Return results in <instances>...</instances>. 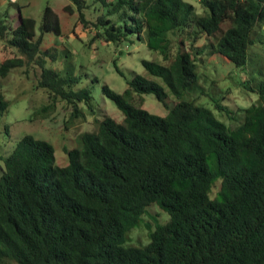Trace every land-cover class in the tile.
Masks as SVG:
<instances>
[{
	"label": "trees",
	"instance_id": "16d2710c",
	"mask_svg": "<svg viewBox=\"0 0 264 264\" xmlns=\"http://www.w3.org/2000/svg\"><path fill=\"white\" fill-rule=\"evenodd\" d=\"M70 1L76 20L94 29L92 39H144L167 64L141 60L143 69L176 98L196 83L204 48L238 67L263 37L257 29L264 0H196L201 13L183 0ZM15 8L13 24L0 18V40L39 69L35 88L47 107L63 102L71 117L80 103L89 109V85L45 67L69 58L62 44V52L41 44L43 32L62 36L55 12L43 7L36 35L35 20ZM89 8L92 20L85 18ZM63 10L72 13L73 7ZM201 36L215 43L198 44ZM22 64L20 57L1 59L0 82ZM125 83L122 93L100 85L122 122L103 115L92 131L81 133L79 147L63 149L66 165H55L51 144L30 134L0 155V264H264V75L247 82L255 99L239 108L241 120L233 127L192 101L168 104L153 79L133 73ZM132 93L152 94L166 114L134 106L127 99ZM221 98L210 97L213 108L234 120ZM8 106L0 91V116ZM152 204L167 220L147 227L144 245H124Z\"/></svg>",
	"mask_w": 264,
	"mask_h": 264
},
{
	"label": "rangeland",
	"instance_id": "374dc122",
	"mask_svg": "<svg viewBox=\"0 0 264 264\" xmlns=\"http://www.w3.org/2000/svg\"><path fill=\"white\" fill-rule=\"evenodd\" d=\"M183 1L192 4L196 13H201V6L196 0ZM86 2L90 3V0ZM66 4L72 5V13L63 10ZM16 5L20 7L22 16L32 17L35 20L36 35L39 34L43 7L48 5L55 12L59 19L62 36L43 32L41 44L44 47L51 44L56 46L62 44L69 58L62 56L55 62H46L45 67L78 75V86H90L91 100L89 109L82 103L78 104L80 112L72 117L70 116L71 108L63 102H56L53 108L47 107L44 93L35 88L39 69L32 62H26L24 57L18 55L14 49L0 40V60L20 57L23 61L21 67L11 69L0 82V91L9 101L7 112L0 116V155L2 157L11 151L21 135L30 134L51 144L55 165H66L67 160L63 149L79 147L81 133L92 131L103 115L116 122H122V113L111 100L101 94L100 85L105 83L113 91L122 93L127 87L125 81L133 73L161 84L168 94L166 100L168 104L177 100L192 101L208 108L217 119L230 127L241 120L242 112L239 108L246 107L255 99V95L246 87L247 82L264 75V23L257 29V33L263 35L261 44L256 43L249 46L246 62L242 66H234L216 52L207 54V49L204 48L200 54L203 61L197 62L196 83L191 86L190 90L183 91L180 97L176 98L168 93L167 88L158 78L149 75L143 69L141 60L167 64L161 60L157 52L146 47L144 39L138 40L135 35L119 43L105 42L98 38L92 39L94 29L76 20L77 11L70 0H0V18L13 24L16 20ZM90 8L92 10V6ZM90 8L85 12V18L88 20L93 19ZM225 25L222 24V28H225ZM209 41L215 43L212 36H201L198 44ZM59 50L63 51L61 46ZM171 52L173 53V45ZM114 65L120 73L116 72ZM93 77L95 81L92 80ZM210 97H222L221 103L232 110L235 119H228L223 113L216 111ZM127 99L134 106L149 113L158 116L166 114V108L150 93H132ZM218 185L216 181L211 188L210 197L214 195ZM167 218V214L156 204L147 206L146 212L141 216L142 223L127 232L124 245H144L148 241L147 227L152 228L155 223H163Z\"/></svg>",
	"mask_w": 264,
	"mask_h": 264
}]
</instances>
